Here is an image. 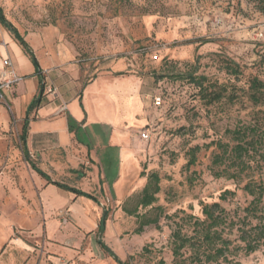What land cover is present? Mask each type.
<instances>
[{"label":"rangeland","instance_id":"obj_1","mask_svg":"<svg viewBox=\"0 0 264 264\" xmlns=\"http://www.w3.org/2000/svg\"><path fill=\"white\" fill-rule=\"evenodd\" d=\"M0 6L43 72L42 106L58 107L42 119L38 110L29 114L40 90L37 65L0 25V86L10 71L6 59L21 79L0 96V264H119L101 242L126 264H174L171 234L183 211L202 218V203L231 190L236 197L223 206L241 214L251 200L244 183L216 178L225 165L215 161L220 144H236L229 131L264 114L247 97L251 77L264 81L260 0H0ZM227 62L241 73L231 74ZM192 76L206 77L204 87L225 97L209 104ZM85 93L90 111L106 102L104 119L115 124L105 129L110 147L99 139L88 151L73 135L64 142L58 133L36 131L45 121L64 131L60 116ZM27 117L31 161L52 182L86 195L64 192L32 169L20 140ZM146 130L148 140L141 136ZM73 131L85 134L78 126ZM256 158L252 175L264 179V158ZM153 173L160 192L143 208ZM235 259L264 264V248Z\"/></svg>","mask_w":264,"mask_h":264},{"label":"trees","instance_id":"obj_2","mask_svg":"<svg viewBox=\"0 0 264 264\" xmlns=\"http://www.w3.org/2000/svg\"><path fill=\"white\" fill-rule=\"evenodd\" d=\"M264 5V0H260ZM0 25L10 33L24 52L29 55L37 65L36 77L39 79L40 90L37 99L29 107V114L40 107L45 90V78L42 70L38 66L34 54L15 25L10 22L0 6ZM226 67L231 74L238 76L240 67L234 62H227ZM208 82L206 77L195 78L192 76V83L200 87L204 98L209 104L220 102L224 97V91L214 90L204 87ZM247 90L248 100L255 107H264V81L258 77L249 79ZM210 86L209 88H212ZM230 97V96H229ZM233 99V98H230ZM235 101V100H233ZM264 113V111H262ZM30 120H24L22 134L20 136L22 150L25 159L30 162L32 169L46 179L49 184L57 188L70 192L76 196L86 195L82 190L65 184L52 182L50 177L39 169L30 159L28 149V131ZM76 123L69 118V128L73 131ZM232 140L236 143L232 148L228 145L220 144L223 153L216 157V165H225L222 172L214 174L216 178L226 177L232 180L237 186L244 183L241 190L251 198L248 205L235 211H229L223 203L231 202L236 197V191L225 190L219 196V201L214 203H202V218L193 214H186L176 222V229L171 234V247L174 264H241L235 258L240 254L250 256L264 248V179H255L252 175V161L256 157L264 158V114L257 116L255 122L242 128L229 131ZM192 150L190 165L195 163V152ZM229 163V164H227ZM160 177L153 173L148 177V183L142 191L139 205L143 208L152 206L156 201V195L160 192ZM107 211H104L97 231V239L101 242L103 228L107 220ZM158 219L145 221L137 234L143 231V227L156 223ZM101 248L110 256L118 260L119 264H126L117 258L110 248L101 242Z\"/></svg>","mask_w":264,"mask_h":264},{"label":"crops","instance_id":"obj_3","mask_svg":"<svg viewBox=\"0 0 264 264\" xmlns=\"http://www.w3.org/2000/svg\"><path fill=\"white\" fill-rule=\"evenodd\" d=\"M16 72V71H15ZM17 74V72H16ZM99 93V92H97ZM86 94H84L83 98H79V99H72L68 106V113L65 116H60V118L64 119V131L60 132V130H58V128H55L54 122H47L45 121L48 125L44 126L41 129H37L36 131H40V132H44V133H58L59 137L61 140H63L64 142H67L70 138V136H74L75 139L77 140L78 143L84 145L87 147V150H90V146L91 144H93L94 142H96V140H101L104 142L103 144L104 147H110L111 146V142L109 140V137L107 139V134L105 133V129L107 127H112L115 124H113L111 122V120H107L104 119L105 114L102 113V109L105 105V100H103L101 102V104L99 106H101V109H98L96 107V110L90 111L87 108V103H86ZM74 101V103L71 105L70 103H72ZM43 98L40 104V107L36 110H38V115L40 116V118H45L48 116H52L56 113V111L58 110L57 105L54 103V105H50L47 107H43ZM45 113V114H43ZM69 118H71L75 123L76 126L80 127L82 131L85 132V134H79L74 132V131H70L69 128ZM40 123H42L40 121ZM30 125V123H29ZM23 128V127H22ZM90 128L93 130L94 128L98 129L97 133H93V132H89ZM91 130V131H92ZM29 133V131H28ZM85 135V136H84ZM28 141V139H27ZM85 142V143H83ZM89 144V145H88ZM40 176V175H39ZM41 179L46 180L44 178H42L40 176ZM47 181V180H46ZM48 182V181H47ZM49 184V183H48ZM52 185V184H50ZM54 186V185H53ZM56 187V186H55ZM59 189V188H58ZM63 191V190H62ZM66 192V191H64ZM70 193V192H68Z\"/></svg>","mask_w":264,"mask_h":264},{"label":"built area","instance_id":"obj_4","mask_svg":"<svg viewBox=\"0 0 264 264\" xmlns=\"http://www.w3.org/2000/svg\"><path fill=\"white\" fill-rule=\"evenodd\" d=\"M4 68H8L10 69V71L6 72L5 75V82L3 84H1L0 86V96H2L1 92L6 89H11L13 87V85L17 84L21 79L17 76L15 70L12 69V63L11 61H9L8 59H6L4 61ZM56 88H53L52 86L48 88V93H52L53 95H55L56 93ZM156 104L160 105L161 104V98H156ZM142 139L144 140H148L149 139V133L148 131H144L142 134Z\"/></svg>","mask_w":264,"mask_h":264}]
</instances>
